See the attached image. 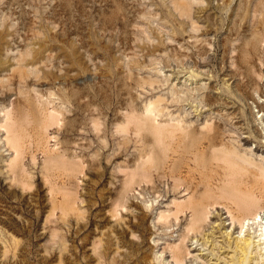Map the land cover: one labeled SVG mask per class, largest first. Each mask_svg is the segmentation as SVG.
<instances>
[{
  "label": "rangeland",
  "instance_id": "374dc122",
  "mask_svg": "<svg viewBox=\"0 0 264 264\" xmlns=\"http://www.w3.org/2000/svg\"><path fill=\"white\" fill-rule=\"evenodd\" d=\"M178 1L179 0H0V30L4 29L7 34V36L4 35V40H2L0 48V80L4 78L2 82L0 81V108L2 107V109H0V120L2 119V110L5 108L10 109L12 107L11 103L15 104L16 102L14 99L17 100L20 96L22 98V95L25 97L27 94L26 98L28 96V100L30 99V103L29 101L27 102V104H31L29 106L30 114H34L35 111L33 110L36 109L34 107L42 108L44 105L40 104L42 102L45 103L44 101L48 98V109L50 108L51 110V108H54L58 112V123H54L53 127L51 125L52 128H48L47 131L50 137V139L48 138L47 140L48 146L52 149L60 150L63 143L69 142V140L75 141V138H77V142L75 141L76 145L74 141L70 142V144L73 143L74 145L72 144V146H70L69 144V151L74 153L73 155L80 156L82 159L78 160H82L83 165H86V167L83 166L82 174H78L76 177L77 180L75 179L77 184L79 183L78 185L75 183L77 185L76 188H78L76 189L77 196L79 195L77 202L78 206L77 204L75 205L77 209H74L77 213L75 214L74 211H72L73 213L70 212L68 217H64L65 221H63V219L61 220L60 212L56 210L53 214L54 216H50L51 220L48 221L50 202L48 201L49 194H46L47 186L41 179L40 174V163H42L43 159L41 152L35 151V149H32L33 147L31 148L35 158L33 162L30 159V154L28 152L25 154L23 163L24 166L26 165L25 169L27 168L28 177H30L27 178V180L30 179L28 182L31 183V186H29L31 189L28 188V191H25L27 188L22 189L20 185H17V187L15 183L11 182L10 177H7L8 173L7 170H5L7 166L6 162H8L12 153L6 150L3 143H0V264H157L154 257L159 255L160 251H162L168 242H173L177 239L185 226V217H181L176 222H172L173 220L170 219L171 224L169 226H167L169 223L163 225L157 222V214L164 209L167 210L170 208L169 202L173 198L176 197V199L182 200L187 197V194L182 191V188L177 192L171 190L170 179L166 178L165 180V178H160L162 182L158 179V181L154 179L153 186L156 188H153H155V190H152L153 188H151V185H141L136 188V192L134 191L129 194L130 196H128L127 202L129 200L133 202L130 205L132 210L130 209V211L124 212L121 211L123 210L122 208L120 209V207H117L118 211H120V216H118L119 219L128 217L125 223L119 219L116 221V217H111V210L113 209L111 203L114 200L113 197L116 196V191L122 176L120 167L124 161L130 160L131 153H133L134 150L130 144L127 145L128 147L118 144L121 138L120 136L118 137L119 134L116 133L115 135V126H113L116 119L115 112L118 108L117 102H119V105L121 104V98L123 95L125 97V93L129 90V87L131 88L133 97L137 94V96L134 97V102L137 101L135 103L136 106L142 107L144 103L148 102L147 100L149 98V100H152L160 97L163 99V102H160L161 106L159 105V107L168 106L167 109L163 111V114L172 113L173 116L174 114L176 117L177 115L181 116L193 126H199L205 121L219 122L221 124V129L226 135L224 137L225 142L228 141V144H234L237 148L239 147L241 152L247 151V153H249L251 150L250 153L253 152V156L256 157L264 153L263 149L258 145L257 140H253L249 137V132L254 130L257 126L252 120L255 118L257 111V108H254L255 103H252L253 100L249 98L248 100L236 98L232 84L229 87H225L221 79L225 73L231 74L238 72L237 67L235 65L233 66V64H236L234 61H236V56L238 55L237 48L241 44L244 35H246L245 25H247L248 22V24L251 25V18L247 21L238 19V24L235 23L234 25L236 29L234 27L228 28V26L230 27V10L234 5V1L229 6H220L221 8L217 9L216 6L218 1L212 0L210 4V13L212 17H210L208 21L201 17L203 10H205L207 6L206 0H184L185 3L188 1V4L193 2L192 4H187L189 8H186L189 12L184 11L185 14L183 12L180 13L176 7L174 8L172 3L178 4ZM182 1L183 0H181V2ZM184 1L182 3H184ZM200 1L203 4H201ZM122 6L123 9L125 8L124 10L126 13H122V9H120ZM171 9L172 11H170ZM181 14L183 15L182 18L179 16ZM172 17H175V19ZM194 18L195 20H193ZM176 20H178V23H176ZM192 20L193 22L195 21L194 24H191L193 23L190 22ZM210 20L213 22L212 24ZM182 22L185 25H182ZM206 23L208 24V29L205 27ZM217 23L218 25H216ZM197 24H199L200 27L198 26V29L201 28V31L196 29ZM191 25H195L196 27ZM173 26H175V29H172ZM202 26L204 28H202ZM182 27L187 28H184V31L188 33L184 32ZM230 29H232V34H230ZM234 29L237 31L236 36H234ZM196 30L198 32H196ZM206 30H208V32L204 33ZM226 31L229 32L227 33ZM189 35H191L192 38L188 39L190 41H193L197 36L199 40L201 38V40L206 39L205 42L203 41L206 43L203 47L206 53L203 54L204 56L197 55L196 50H198L199 47L193 46L191 42L188 43L189 41L186 39ZM240 35H242L243 38L242 36L240 38ZM225 36L229 38L227 39L228 42L223 38ZM44 38L47 41H45ZM32 39L33 41L31 43ZM37 39L43 41V47L41 48V53H43L36 57L32 55V57V52L30 51L32 50L33 43H35ZM224 39L227 42L226 46H224L226 43ZM262 41L260 47L261 45H263V47H259V51H262L261 53L259 52L260 55L258 53L260 60H257L259 58L258 55L256 56L257 59L256 57L254 58V63L257 64L254 65L259 75H257L256 71L255 75L253 74L252 76L253 84H255L252 85V97L254 101L260 102L264 106V38ZM159 42L164 44H160V46ZM146 44L149 45L147 46ZM151 45L156 46L154 50H152L154 46L150 47ZM237 45L238 47L234 50ZM44 47L48 48L46 49ZM143 47L147 50L143 49ZM184 47L187 49L185 52ZM156 48H159V50ZM174 51L177 52L175 53ZM27 52L30 54H27ZM73 52H75V54ZM177 54L180 56L182 55L183 57H181L183 59ZM191 54L193 55V59L189 57L192 56ZM69 55L70 57H68ZM171 56H173V58ZM223 57L224 59L221 60ZM135 58L137 62H135ZM129 60H131V62ZM141 61H144V63ZM116 62L121 64L117 65ZM128 64L131 68H129L130 66ZM138 64L140 65L138 66ZM142 64L146 66L144 67ZM28 65L30 67H28ZM132 65H134V67ZM135 65H137L138 68ZM221 70L224 73H222ZM129 73L131 76L128 75ZM191 73L199 74V79L192 77ZM210 74L213 81L208 79V75ZM184 75L186 76L183 77ZM135 77L136 81L134 82ZM137 77L140 78V81ZM229 82L231 83L232 80ZM123 84H128V87ZM136 84L140 85L137 86ZM149 84L151 86H149ZM133 86L136 87L134 88ZM255 86L256 89L254 88ZM122 87L125 88V91ZM209 87H218L220 93L214 94V97L217 96L218 98L228 101L233 108H230L228 112L238 113L237 116L240 115L239 118L230 121L226 116H223L224 110L217 113V111L209 109V106L206 105L204 101L205 95L209 94L207 90ZM228 88L231 89L229 90ZM32 89L37 93H34L35 91ZM170 89L171 91L174 89V91H180L179 95L181 99L184 95L183 100L179 99L182 102L179 101L176 105L170 102ZM259 89H261L260 93L256 91ZM122 90L124 92H122ZM254 90L258 94L255 93ZM17 91H19V93ZM40 93L43 94L42 97ZM50 93L54 94V96L51 94L50 97H48ZM70 93L75 97H72ZM34 96L38 103L33 100ZM70 96L71 98H69ZM118 97H120V99ZM85 98H87V100ZM90 98L92 100H90ZM165 98L169 100H165ZM50 99H56L57 101L54 102L53 100L52 103H54L52 104L50 103ZM40 100L43 101L41 102ZM83 100H86V102ZM164 100L166 103H164ZM34 101L37 105H35ZM89 101L94 102V108L96 109L95 113L101 116L98 128L102 131L99 132V136H97V132H94V127L92 123L89 122L90 120H88L89 113L85 108L83 109V105L87 104V102L89 103ZM38 104L40 106H38ZM60 104L66 105L64 107ZM105 104H108L111 108H108V105ZM4 106L6 107L4 108ZM58 107L61 110H59ZM58 110L62 112L60 113ZM59 113L63 115L61 116ZM83 114H85V117ZM260 114L261 113H259L257 117ZM113 115L115 117H113ZM163 116L164 117L159 119H166L165 115ZM73 117L75 118L73 119ZM103 119L105 122L102 123ZM59 120L61 121L60 124ZM67 120L68 122H66ZM72 120H76L77 123H73L75 125L77 124L76 127L80 130L76 127L73 129L67 126L69 122L72 123ZM237 121L239 123H237ZM100 123H102V125ZM31 129L32 126L28 125L27 130L31 131ZM65 130H68L69 134L67 131L65 132ZM78 130L81 131V133H79ZM1 132L0 138L4 137L3 131ZM102 132L104 133L101 134ZM71 137L73 139H71ZM257 138L260 139L259 137ZM64 139L68 140L66 141ZM101 140L102 142L107 140L108 144H105L107 147ZM232 140L235 142H232ZM59 142L62 144L60 145ZM104 143H106V141ZM2 146L4 148H2ZM74 146H76V148ZM80 146L82 149L84 147L87 149L82 150ZM117 146H120L121 149L119 148L120 150H118ZM75 152L77 153L75 154ZM82 155L85 156L82 157ZM117 167H119V169ZM59 179L57 181H59ZM150 190H152V192ZM130 201L128 203H130ZM147 205H149V207ZM146 207L147 209H145ZM79 208L82 211H80ZM215 212H218V214L220 213L223 218L227 215L225 210L220 208ZM134 216L136 218H133ZM262 216H264V213ZM55 219L59 222L57 223L58 225L55 223L57 222ZM216 219L217 218H211L210 222ZM66 220L68 221L66 222ZM129 220L131 221L129 222ZM51 221H54V224L61 228V230L59 228L61 234L58 233L56 238L53 237L54 239L51 238L48 232V228L54 225L53 223H49ZM208 226L210 227L211 225H206L205 229H208ZM122 230L124 231L122 232ZM131 232H134V236L131 235ZM62 235L64 237H62ZM59 237H61L60 241ZM14 238L16 239L15 241L11 240ZM2 241L5 242H3V245ZM14 242H16V244ZM12 244H14L15 247H13ZM188 244L190 243L188 242ZM4 249L8 251H4ZM3 252H7L5 256L2 255ZM197 253H200L199 256L202 259L209 260V250L206 249L203 252L198 250L192 251V254ZM201 253L205 254L202 255ZM162 254L164 258L166 257V260L170 261L168 252L164 251Z\"/></svg>",
  "mask_w": 264,
  "mask_h": 264
},
{
  "label": "bare ground",
  "instance_id": "6f19581e",
  "mask_svg": "<svg viewBox=\"0 0 264 264\" xmlns=\"http://www.w3.org/2000/svg\"><path fill=\"white\" fill-rule=\"evenodd\" d=\"M179 1L181 2V0H179ZM179 1H178V4L175 3L176 6L174 3H172L174 5V8L176 7V9L178 11H180V13H182V12L184 13V11L185 12L188 11L187 8H189V7H187V6L191 2L188 4L187 3L188 1H186V3L184 0H183L184 3H182L183 1L181 3ZM216 1H218V3L216 2L217 3V6H216L217 9L221 8L220 6H222V7L223 6H229L234 1V5H233L232 9L230 10L231 11V16L229 15L230 16V21H229L230 27L228 26V28H233L235 23H237L238 19L247 21L248 19L251 18L250 19L251 25L248 24L249 22L247 23V25L244 24L246 27V29H245L246 35L243 34L244 38L242 35H240V38H241V36L243 38L242 42L239 45V47L237 45V46H235V49H234V50H236V48L238 47L237 48L238 49V52H237L238 55L236 56L237 59H236V61L233 60L236 63V64H233V66L235 65L237 67L238 72L231 73V74L225 73L223 75V78L221 77V79L223 80V85L225 87H229L232 84L233 91L235 93L234 95H236V98H238L240 100L241 99L248 100V98H249V99L253 100L252 103H255L254 108H257V111H256L255 118L252 120L255 122V125H257V126L255 127L254 130L249 132V137L253 140H257L258 145L264 151V106L262 105V103L254 101V99L252 97V90H253L252 85H255V84H253L252 76H253V74L255 75V73L257 71L255 68V65H257V64L254 63V58L258 55L259 52L261 53L262 50L259 51V47H260V43H261L262 39L264 38V0H216ZM211 2H212V0H206L207 6L205 4L206 8H205V10H203V13L201 14V17H203V19H205L207 21L210 19V17H212V14L210 13ZM200 3H201V1H200ZM201 4H203V3H201ZM202 6H204V5H202ZM190 7H191V5H190ZM120 9H122L121 10L122 13L125 12V10H124L125 8L123 9V6ZM120 9H118V10H120ZM166 9H167V7H166ZM172 9L170 11H172ZM201 9H202V7H201ZM167 10L169 11V9H167ZM177 10H176V12H177ZM173 13H171V14H173ZM177 13L179 14V12H177ZM188 15H189V13H188ZM170 16H172V15H170ZM175 16H176V13H175ZM179 16H181L180 18H182L183 15L181 14ZM172 18L175 19V17H172ZM193 20H195V18ZM193 20L190 22H193ZM211 20H210V22L212 24L214 21L212 20L213 21L212 22ZM177 21L178 20H176V23H178ZM183 22H185V21H183ZM194 22L191 24H194ZM219 22H220V20H219ZM180 23H181V21H180ZM203 23H205V22H203ZM218 23L216 25H218ZM4 24H3V26H4ZM178 25H180V24H178ZM182 25H185V24L183 23ZM213 25H215V24H213ZM219 25H220V23H219ZM191 26H195V25H191ZM196 26H195L196 29H198L199 24H197ZM203 26H202V28H204ZM205 27L208 29L207 23H206ZM173 28L175 29V26H173L172 29ZM177 28H178V26H177ZM184 28H183V31L185 29H187V28H185V29ZM234 28L236 29V27H234ZM193 29H194V27H193ZM200 29H198V31ZM235 29L233 30L235 32L234 36H236V32H237ZM230 30H231L230 34H232V29H230ZM198 31L196 30V32H198ZM210 31H211V29H210ZM179 32L181 33L180 30H179ZM184 32H187V31H184ZM205 32H208V30L204 31V33ZM242 32H243V30H242ZM183 34H185V33H183ZM4 35L7 36L4 29L0 30V48L2 45V40H4L3 39ZM191 35L187 36L186 40L189 41L188 43L191 42V44L193 46L199 47L198 50L195 49L197 51L196 52L197 55L206 54L205 49L203 48L204 44H206V43H204L206 41V39L201 40L202 39L201 38L199 40V39H197L198 38V36H197V38H194L193 41H190L188 39L191 38ZM180 36H181V34H180ZM234 36H231V37H234ZM34 37H35V35H34ZM38 37H39V34H38ZM195 37H196V35H195ZM223 38H225L226 41H227V39H229V38H226V36ZM44 39H42V40H44ZM225 39H224V41H225ZM234 40H236V39H234ZM32 41H33V39L31 40V43H32ZM45 41H47V40L45 39ZM160 41H162V40H160ZM224 41H222V42H224ZM42 42L43 41H40L39 39H37V41H35V43H33V45H32L33 47L31 46L32 50L29 48L31 50L30 52H32L31 56L33 55L34 57H36L37 55H39V54L41 55L43 53V52L41 53V50H42L41 48L43 47ZM227 42L225 43V45L223 43L222 44L224 46H226ZM44 44H46V43H44ZM143 44H141V45H143ZM156 44H158V43H156ZM160 44L162 45L164 43L159 42V45ZM208 44H209V42H208ZM153 46L151 45L150 47H153ZM206 46H208V45H206ZM137 47H138V45H137ZM144 47H143V49H145ZM155 47L156 46H154L152 48V50H154ZM157 47H159V46H157ZM262 47H263V45H261L260 48H262ZM44 48L47 49L48 47H44ZM73 50H74V47H73ZM145 50H147V49H145ZM157 50H159V48ZM185 50H187V49L184 47V52H185ZM206 50H207V48H206ZM181 51H183V50H181ZM75 52H77V51H75ZM75 52H73V53L75 54ZM147 52H151V51H147ZM152 52H154V51H152ZM174 52L176 53L177 51H174ZM187 52H186V54H187ZM175 53H174V55H175ZM222 53H223V51H222ZM260 53H259V55H260ZM27 54H30V53L27 52ZM171 54H172V51H171ZM66 55H68V54H66ZM76 55H77V53H76ZM177 55H179V54H177ZM184 56H185V54H184ZM68 57H70V55ZM171 57L173 58V56H171ZM186 57H184V58H186ZM189 57L192 58L193 55L189 56ZM181 58H180V60H181ZM223 59H224V57L221 60H223ZM256 59H257V57H256ZM257 60H260V56ZM70 61H71V59H70ZM129 61L131 62V60H129ZM138 61H140V60H138ZM133 62H134V59H133ZM135 62H137L136 58H135ZM141 62L144 63V61H141ZM69 64H73V63H69ZM116 64L119 65L121 63L118 64L116 62ZM140 64H138V66ZM20 66H22V65H20ZM132 66L134 67V65H132ZM135 66L137 67V65H135ZM143 66L145 67L146 65H143ZM143 66H142V69H143ZM24 67L26 68L25 65H24ZM28 67H30V66L28 65ZM0 68H1V66H0ZM129 68H131V66ZM2 69H3V67H2ZM222 73H224V72L222 71ZM128 75L131 76L130 73ZM186 75H184L183 77H185ZM257 75H259L258 71H257ZM68 76H70V75H68ZM191 76L199 79V74H197V73H195V74L191 73ZM188 77H189V75H188ZM2 79H4V78H2ZM2 79L0 80L1 82L3 81ZM18 79H19V77H18ZM20 79H21V77H20ZM133 79H132V81H133ZM137 79L139 80L140 78L137 77ZM149 79H150V77H149ZM208 79H211V81H213L211 74L208 75ZM254 79H255V77H254ZM230 80H232L231 83L229 82ZM135 81H136V77H135L134 82ZM139 81H138V83H139ZM147 81H146V83H147ZM150 81H151V79H150ZM153 82H155V81H153ZM153 84H152V86H153ZM123 85H126L128 87V84H123ZM138 85H140V84H138ZM144 85H146V84H144ZM149 86H151V85L149 84ZM133 87L135 88L136 86H133ZM140 87H142V86H140ZM257 87H259V86H257ZM143 88H141V89H143ZM254 88L256 89V86ZM124 89L125 88H123V90ZM128 89L129 90L125 93V97L123 95V97L121 98V104L119 105V102H117L118 108L115 112L116 113V115H115L116 119H115L114 123L113 122L112 123L114 124L113 126H115L114 127V129H115L114 131H116L115 135L117 133V134H119L118 137L120 136V138H121L119 142L118 141H116V142H118V144L120 146L125 145L126 147H128L127 145L130 144V146L133 147L134 150H133V153H131L132 155L129 154V155H131L130 160H127V161L123 160L124 163L122 164V166L120 164L121 167L119 165H117L121 169V172H122L121 175L122 176L120 179L119 187L116 191V196L113 197L114 198L113 201L111 200L112 201L111 206L113 207V209L111 208L112 210L109 209L112 211L111 217L112 216L116 217L115 218L116 221H117V219H119L118 216H120L119 215L120 211H118L117 207H120V209L122 208L123 210H121V211H124V212L130 211V209H131L130 205L133 202H131L129 200L130 203H128L129 201L127 202V198H128V196H130L129 194H131L132 192H134L136 190L137 187H140L141 185H147V186L151 185V188H153V187H155V186H153L154 185V179L160 180V178H165V180H166V178H167V179L171 180V190L173 192H177L182 188L183 189L182 191H184V193L187 194V197L183 198L182 200H179L178 198L176 199V197L173 198L169 202L170 208H168L167 210L164 209L163 211H160L157 214L158 215L157 216V222L158 223L160 222L163 225L169 223L167 225V226H169L171 224L170 219L173 220L172 222H174V221L176 222L181 217H185L186 223H185L183 230L180 232V234L178 235L176 240H174L173 242H168L165 245V247L162 249V251H160L159 255H156V256L153 255V256H155L154 259L157 261L156 262L157 264H264V216H262V214L264 213V153L262 155H259L258 157H256V156H253L254 155L253 152L250 153L251 150L249 153H247V151L241 152L239 147H238L239 148L238 149L236 146H234V144H228L227 143L228 141L225 142L224 137L226 135H225L224 131L221 129V124L219 122L205 121L203 124H201L199 126H193L190 122H187V120H184V118L181 116L177 115V117H176V115L174 114V116H173L172 113L171 114L170 113L163 114V111L165 109H167L168 106L166 107V106L162 105L163 107H159V105L161 104L160 102L163 100L160 97H157V98L152 99V100H149L150 99L149 98L147 100L148 102L144 103V105L142 107L136 106L135 103L137 101L134 102L135 101L134 97L137 96V94L133 97L131 94L132 93L131 88L129 87ZM32 90H34V89H32ZM123 90H122V92L125 91V90L124 91ZM174 90L171 91V89H170V93H169V94H171L170 102L176 105V103H178L180 100H183L184 95L182 96V99H181L180 95H179L180 91H174ZM207 90H208L209 94L205 95V99L204 98L203 99L205 101V104L209 106L210 110L217 111V113L224 110V114L222 113L223 116H226L227 119L230 121H232L233 119L239 118L240 115L237 116L238 113L236 114V112H231V111L228 112V110L230 108H232V106H230L228 101L221 99V98H218L217 96L214 97V94L220 93L218 87L217 88H212V87L210 88L209 87V89H207ZM260 90L261 89L256 90V91L260 93ZM17 92L19 93V91H17ZM254 92H255V90H254ZM257 92H255V93H257ZM34 93H37V92L35 91ZM47 94H48V92H47ZM51 94L52 93H50L48 97H50ZM26 95H25V97H24V95H22L23 96L22 98L20 96V98H18L17 100L14 99V101H16V102H15V104L11 103L12 107L10 109H8V108L6 109L5 108L6 106H4L5 109L2 110V114H1L2 119L0 120V132L3 131L4 137H2L3 139L0 138V143L1 144L3 143L6 147V150H8L12 153V156L9 158L8 162H6L7 166H6L5 170H7V173L9 175L7 173L6 174H7V177H10L11 182L15 183L16 186L20 185V187L22 189L27 188L25 191H28V188L31 189V187H29V186H31L30 185L31 183L28 182L30 179L27 180V178H30V177H28V172L26 170L27 168L25 169L26 165L24 166L23 159L25 157V154L28 152L30 154L29 156L31 157L30 159L32 160V162L35 160L34 155L31 151L32 147H33L32 149H35V151H40L42 156H43L42 163H40L41 164L40 174H41V179L43 180V182L47 186L46 194H49L48 201L50 202L48 221H50L51 217L54 216L53 214L56 210L60 212L61 220L63 219V221H65L64 217H66V216L68 217V214L70 212L73 213L72 211H74L75 214L77 213V211L74 210V209H77V208H75V205L77 204L78 199H79V197H78L79 195L77 196V191H76V189H78L76 187L79 183L77 184L76 177L78 176V174L79 175L82 174V169H83L84 165H83L82 160H78V159H82V158L80 156L78 157L76 155H73L74 153L69 151V144H70V142H73L74 140L73 141L69 140V142H65L63 144L59 142L60 145L62 144L60 150H58V149L55 150V149L50 148V146H48L47 140H48V138L50 139V137H49L47 131H48V128L51 127V125L53 127V124L57 122L58 112L54 108H51V110H50V108L48 109L47 104H49V103L47 102V100L49 101V99L47 98V100L44 101L45 103L42 102L45 99L40 100L42 102L40 105H42V104L44 105V106H42V108L41 107L40 108L34 107V105H33V107L36 109L32 108V109H34L33 111H35V112H34V114H32V113L30 114V112H29V109H30L29 106L31 105V104L29 105L30 99L28 100V96L26 98ZM42 95L43 94H41V97H42ZM52 95L54 96V94H52ZM76 95H77V93H76ZM99 95H101V94H99ZM61 96L64 97L63 95H61ZM89 96H90V94H89ZM72 97H75V96L72 95ZM29 98H30V95H29ZM33 98H34L33 100H35V96ZM69 98H71V96ZM118 98L120 99V97H118ZM39 99H40V97H39ZM60 99H61V97H60ZM85 99L87 100V98H85ZM136 99H138V98H136ZM53 100H54V102L57 101L56 99H52L50 101V103H52ZM66 100H65V102H66ZM75 100L77 101L76 98H75ZM86 100L85 101L83 100V101L86 102ZM90 100H92V99L90 98ZM104 100H107V99H104ZM165 100H169V99L165 98ZM28 101H29V103L27 104ZM63 101H64V99H63ZM36 102H35V105H37V103H38V102L37 103ZM60 102H61V100H60ZM180 102H182V101H180ZM93 103H94L93 101L92 102L89 101V103L87 102V104L83 105V109L85 108V110L89 113V119L87 117L86 118L88 120H90L89 122L92 123L94 130H95L94 132H97V136H99L98 135L99 132L102 131V130H99V128H98L99 127V120H100L101 116H99V114L95 113L96 109L94 108L95 105ZM95 103H97V102H95ZM164 103H166V101ZM167 103H168V101H167ZM32 104H33V102H32ZM108 104H105V105H108ZM40 105L38 104V106H40ZM60 105L65 107L64 104L63 105L60 104ZM60 105H59V107H60ZM110 105H112V104H110ZM74 106H75V104H74ZM77 106H79V105H77ZM98 106H99V104H98ZM96 107H97V105H96ZM99 107H98V109H99ZM107 107L111 108L109 105ZM0 109H2V107ZM180 109H181V107H180ZM59 110H61V109L59 108ZM80 110H82V109H80ZM86 111H85V113H86ZM113 111H115V110H113ZM121 111H123V112H121ZM198 111H201V110H198ZM59 112L61 113L62 111H59ZM98 112H100V111H98ZM75 113H76V111H75ZM259 113H261V114L257 117V115ZM84 115L85 114H83V116ZM163 115H165L166 119L165 118L159 119L161 117H164ZM115 116L113 115V117H115ZM106 117H108V116H106ZM74 118L75 117H73V119ZM105 119H108V118H105ZM80 120H79V122H80ZM88 120H87V122H88ZM60 122L61 121L59 120V124H60ZM66 122H68V120ZM73 122H76V120H74V121L72 120V123L69 122V125H67V126L68 127L70 126L74 129L77 124L75 125ZM103 122H105L104 119H103L102 123ZM102 123H100V124L102 125ZM237 123H239V122L237 121ZM78 124H80V123H78ZM110 124H111V122H110ZM28 125L32 126L31 131L27 130ZM82 128H84V127H82ZM100 128H101V126H100ZM77 129H79V128H77ZM66 131L68 133V130H65V132ZM90 132H91V130H90ZM104 132H102L101 134H103ZM79 133H81V131H79ZM111 136H113V135H111ZM257 137H259L260 139H258ZM71 139H73V138L71 137ZM75 139L77 140V138H75ZM104 139H106V138H104ZM64 140L67 141L68 139H64ZM75 141H74V144H75ZM105 141H106V143H104ZM105 141L102 142V140H101V142L104 145L105 144L107 145L108 144L107 140H105ZM232 142H235V141L232 140ZM89 143H91V142H89ZM99 143H100V141H99ZM72 144H70V146H72ZM82 144H81V146H82ZM116 145H117V143H116ZM120 146L119 147L117 146L118 150L121 149ZM74 147L76 148V146H74ZM82 147L80 149H82ZM2 148H4V147L2 146ZM53 148H55V147H53ZM83 149H85V147ZM103 149H105V148H103ZM6 150H4V151H6ZM0 151H1V149H0ZM126 151H127V149H126ZM76 153L77 152H75V154ZM84 156L82 155V157H84ZM83 161H85V160H83ZM32 162H31V164H32ZM84 167H86V165ZM119 167H117V168L119 169ZM87 169H88V167H87ZM30 173H32V172H30ZM58 179H59V181H57ZM13 183H12V185H13ZM155 188H153L152 190H155ZM152 190H150V191L152 192ZM21 192H23V191H21ZM159 196H160V194H159ZM131 199H132V197H131ZM82 200H83V198H82ZM77 206H78V204H77ZM147 206L149 207V205H147ZM218 208L225 210V213L227 214L225 218H223L220 213H219L220 214L219 215L218 212H215ZM145 209H147V207ZM80 211H82V210L80 209ZM72 215H74V214H72ZM77 215H75V216L79 217ZM135 216L133 218H136ZM46 218H47V216H46ZM127 218L123 217L119 220H122V222L125 223ZM211 218H217V219L215 221L210 222ZM66 219H68V218H66ZM112 219H114V218H112ZM45 221H46V219H45ZM45 221H44V224H45ZM67 221L68 220H66V222ZM130 221L131 220H129V222ZM115 222H114V225H115ZM49 223L54 224V221L53 222L51 221ZM55 223L57 224L59 222L57 221ZM120 223H121V221H120ZM66 224H68V223H66ZM208 224H210L211 226L210 227L208 226L209 228L205 229V226ZM64 225H65V222H64ZM59 228L60 227L56 226L55 224L48 228V232L50 233L49 235L51 236L52 239L56 238L58 233H60ZM127 228H128V226H127ZM44 230H45V228H44ZM60 230H61V228H60ZM128 230H129V228H128ZM123 231L124 230H122V232ZM133 233L134 232H131V235H133ZM124 235H125V233H124ZM62 237H64V236L62 235ZM60 238L61 237H59V241H60ZM11 240L15 241L16 239L14 238ZM48 241H50V240H48ZM3 242L4 241H2V245H3ZM16 242H14V243L16 244ZM63 242H62V244H63ZM188 242L190 244H188ZM12 245H13V247H15L14 244H12ZM206 246H207V248H206ZM206 249L209 250V253H208L209 260L202 259L199 256L200 253L199 254L198 253L192 254V251H194V250H198V251L203 252ZM8 250L4 249V251H8ZM164 251L168 252V255L170 257V261L166 260L165 259L166 257L164 258L162 256L163 255L162 253H164ZM4 253L5 252H3L2 255L5 256L7 252L5 254ZM201 254L204 255L205 253H201Z\"/></svg>",
  "mask_w": 264,
  "mask_h": 264
}]
</instances>
